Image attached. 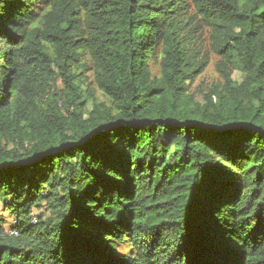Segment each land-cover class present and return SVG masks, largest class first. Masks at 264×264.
Wrapping results in <instances>:
<instances>
[{
	"label": "trees",
	"instance_id": "16d2710c",
	"mask_svg": "<svg viewBox=\"0 0 264 264\" xmlns=\"http://www.w3.org/2000/svg\"><path fill=\"white\" fill-rule=\"evenodd\" d=\"M0 201V264H264V0H0Z\"/></svg>",
	"mask_w": 264,
	"mask_h": 264
},
{
	"label": "rangeland",
	"instance_id": "374dc122",
	"mask_svg": "<svg viewBox=\"0 0 264 264\" xmlns=\"http://www.w3.org/2000/svg\"><path fill=\"white\" fill-rule=\"evenodd\" d=\"M198 47H202L204 52H208L203 54L205 57H209V65L204 72V74L196 81V83L191 86V91L196 95L198 100H201L199 92L205 90L207 87L211 86L212 84L216 83L219 80L218 74L215 71V62L217 61V57L211 52L210 44L207 39L205 33H203L202 37L197 41ZM156 71H157V67ZM91 69V68H89ZM88 81L93 83V76L91 72L87 73ZM236 80H241V76L239 74L235 75ZM61 87V84H59ZM93 86V85H92ZM38 217H44L45 221H48L52 218V215L46 208V203H44L42 208L34 207L33 210V222L37 221ZM15 223V218L11 215L10 212L6 211L2 201H0V226L4 229V232L7 234L11 233V226ZM11 235V234H10ZM125 249V247H123Z\"/></svg>",
	"mask_w": 264,
	"mask_h": 264
},
{
	"label": "built area",
	"instance_id": "2783aa9c",
	"mask_svg": "<svg viewBox=\"0 0 264 264\" xmlns=\"http://www.w3.org/2000/svg\"><path fill=\"white\" fill-rule=\"evenodd\" d=\"M11 235H18V233L16 232V231H11V233H10Z\"/></svg>",
	"mask_w": 264,
	"mask_h": 264
},
{
	"label": "water",
	"instance_id": "95a60500",
	"mask_svg": "<svg viewBox=\"0 0 264 264\" xmlns=\"http://www.w3.org/2000/svg\"><path fill=\"white\" fill-rule=\"evenodd\" d=\"M27 164H29V163H27ZM27 164H24V165H27Z\"/></svg>",
	"mask_w": 264,
	"mask_h": 264
}]
</instances>
